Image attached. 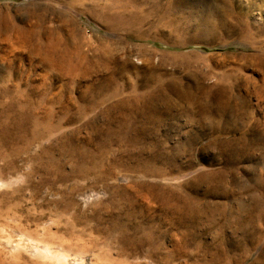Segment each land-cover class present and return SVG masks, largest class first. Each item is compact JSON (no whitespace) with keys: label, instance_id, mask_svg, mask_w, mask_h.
Wrapping results in <instances>:
<instances>
[{"label":"rangeland","instance_id":"rangeland-1","mask_svg":"<svg viewBox=\"0 0 264 264\" xmlns=\"http://www.w3.org/2000/svg\"><path fill=\"white\" fill-rule=\"evenodd\" d=\"M253 263L264 0H0V264Z\"/></svg>","mask_w":264,"mask_h":264},{"label":"bare ground","instance_id":"bare-ground-1","mask_svg":"<svg viewBox=\"0 0 264 264\" xmlns=\"http://www.w3.org/2000/svg\"><path fill=\"white\" fill-rule=\"evenodd\" d=\"M232 107H233V106H232ZM204 108H205V107H203V109H204ZM209 109L212 110L211 108H209ZM203 112H204V111H203ZM207 112H208V110H207ZM204 113H205V112H204ZM44 253H48V252H47V251H44ZM48 255H49L48 257L51 258V259L54 257V256H52V255H50V254H48ZM253 264H254V263H253Z\"/></svg>","mask_w":264,"mask_h":264}]
</instances>
